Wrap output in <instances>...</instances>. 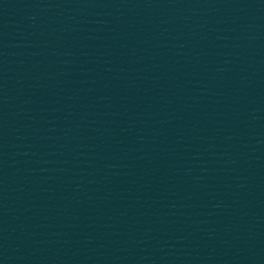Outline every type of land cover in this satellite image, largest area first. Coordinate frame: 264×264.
Returning a JSON list of instances; mask_svg holds the SVG:
<instances>
[{"label":"water","instance_id":"1","mask_svg":"<svg viewBox=\"0 0 264 264\" xmlns=\"http://www.w3.org/2000/svg\"><path fill=\"white\" fill-rule=\"evenodd\" d=\"M0 264H264V0H0Z\"/></svg>","mask_w":264,"mask_h":264}]
</instances>
